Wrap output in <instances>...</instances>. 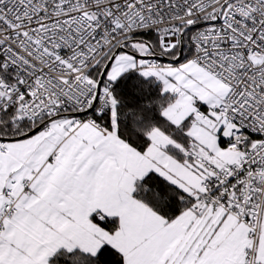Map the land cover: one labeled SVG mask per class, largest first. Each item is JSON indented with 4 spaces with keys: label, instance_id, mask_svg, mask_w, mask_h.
I'll list each match as a JSON object with an SVG mask.
<instances>
[{
    "label": "snow or ice",
    "instance_id": "obj_1",
    "mask_svg": "<svg viewBox=\"0 0 264 264\" xmlns=\"http://www.w3.org/2000/svg\"><path fill=\"white\" fill-rule=\"evenodd\" d=\"M0 264H264V0H0Z\"/></svg>",
    "mask_w": 264,
    "mask_h": 264
}]
</instances>
